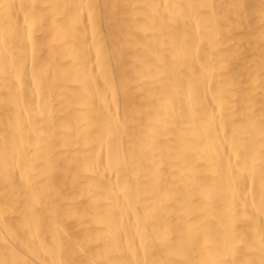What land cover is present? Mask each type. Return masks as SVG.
<instances>
[{"label":"bare ground","instance_id":"obj_1","mask_svg":"<svg viewBox=\"0 0 264 264\" xmlns=\"http://www.w3.org/2000/svg\"><path fill=\"white\" fill-rule=\"evenodd\" d=\"M0 264H264V0H0Z\"/></svg>","mask_w":264,"mask_h":264}]
</instances>
